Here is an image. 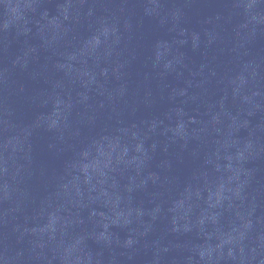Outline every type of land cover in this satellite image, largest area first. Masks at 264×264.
I'll return each instance as SVG.
<instances>
[{"label":"water","instance_id":"obj_1","mask_svg":"<svg viewBox=\"0 0 264 264\" xmlns=\"http://www.w3.org/2000/svg\"><path fill=\"white\" fill-rule=\"evenodd\" d=\"M0 264H264V0H0Z\"/></svg>","mask_w":264,"mask_h":264}]
</instances>
